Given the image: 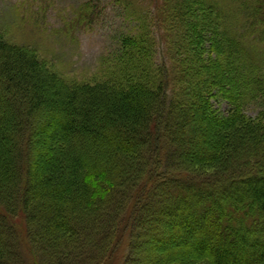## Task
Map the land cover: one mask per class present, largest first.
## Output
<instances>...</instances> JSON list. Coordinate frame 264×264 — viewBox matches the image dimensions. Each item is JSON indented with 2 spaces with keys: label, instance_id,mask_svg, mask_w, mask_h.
<instances>
[{
  "label": "trees",
  "instance_id": "obj_1",
  "mask_svg": "<svg viewBox=\"0 0 264 264\" xmlns=\"http://www.w3.org/2000/svg\"><path fill=\"white\" fill-rule=\"evenodd\" d=\"M117 1L134 30L98 82L0 34V264H135L147 240L156 264H264V0Z\"/></svg>",
  "mask_w": 264,
  "mask_h": 264
},
{
  "label": "rangeland",
  "instance_id": "obj_2",
  "mask_svg": "<svg viewBox=\"0 0 264 264\" xmlns=\"http://www.w3.org/2000/svg\"><path fill=\"white\" fill-rule=\"evenodd\" d=\"M138 1L140 4L141 0H135V5ZM141 7L140 14L147 15V21H150L155 14V6L149 5L147 9L144 2ZM125 8L126 5L117 0H0V34L10 43L33 52L40 63L60 78L75 84L94 83L110 73L108 65L113 64L117 57L115 53L118 52L119 38L133 33L135 22ZM134 16L137 17V12ZM150 29L155 31L156 25ZM106 56H110L109 59L105 60ZM155 62L159 63L157 54ZM213 103L221 114L229 109L222 99H215ZM244 110L254 118L259 107L251 102ZM48 111L45 108L38 112L33 120L41 125L48 120ZM213 134L209 130L206 142L195 147L190 145L189 149L184 150L186 159L198 161L199 150L207 145L211 139L209 137L214 138ZM58 139L59 136L50 126L42 135L35 136V146L42 153L53 152L58 147ZM87 144L90 146L89 142ZM126 243H120L115 251L119 253V258ZM155 245L151 240L143 242L135 264H156L152 257L162 256L164 250L161 249L165 245L156 248Z\"/></svg>",
  "mask_w": 264,
  "mask_h": 264
}]
</instances>
